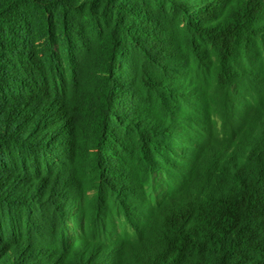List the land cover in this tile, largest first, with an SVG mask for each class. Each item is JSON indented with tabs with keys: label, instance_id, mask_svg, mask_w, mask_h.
I'll list each match as a JSON object with an SVG mask.
<instances>
[{
	"label": "trees",
	"instance_id": "trees-1",
	"mask_svg": "<svg viewBox=\"0 0 264 264\" xmlns=\"http://www.w3.org/2000/svg\"><path fill=\"white\" fill-rule=\"evenodd\" d=\"M0 264H264V0H0Z\"/></svg>",
	"mask_w": 264,
	"mask_h": 264
}]
</instances>
